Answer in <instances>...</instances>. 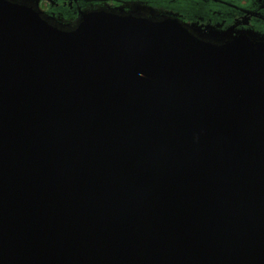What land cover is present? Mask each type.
<instances>
[{"label":"water","instance_id":"1","mask_svg":"<svg viewBox=\"0 0 264 264\" xmlns=\"http://www.w3.org/2000/svg\"><path fill=\"white\" fill-rule=\"evenodd\" d=\"M147 10L0 0V264H264V41Z\"/></svg>","mask_w":264,"mask_h":264},{"label":"flooded vegetation","instance_id":"2","mask_svg":"<svg viewBox=\"0 0 264 264\" xmlns=\"http://www.w3.org/2000/svg\"><path fill=\"white\" fill-rule=\"evenodd\" d=\"M133 4L151 8L153 14L147 10L144 17L177 19L191 34L213 42L241 35L264 41V0H39V9L55 24L74 26L87 11L129 12Z\"/></svg>","mask_w":264,"mask_h":264}]
</instances>
